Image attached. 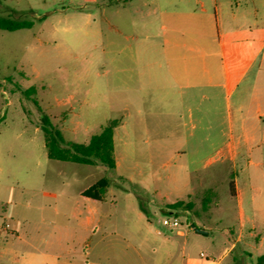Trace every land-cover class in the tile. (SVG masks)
Masks as SVG:
<instances>
[{"label": "rangeland", "instance_id": "1", "mask_svg": "<svg viewBox=\"0 0 264 264\" xmlns=\"http://www.w3.org/2000/svg\"><path fill=\"white\" fill-rule=\"evenodd\" d=\"M189 6L177 0H0V18L33 24L0 29V264H25L2 255L21 232L40 249L61 237L69 264H158L168 252L177 264L184 239L191 240L194 258L208 264L212 243L237 235L230 184L247 181L244 160L207 169L190 164L182 111L173 96H160L152 77L165 68L157 48L171 38L163 26ZM153 61L161 69L147 66ZM31 87L35 93L27 96ZM132 89L139 96H128ZM44 115L65 141L76 143L118 120L116 168L48 161ZM58 173L60 181L48 179ZM102 179L109 183L101 207L105 224L95 233L82 231L72 216L74 202ZM61 192L65 201L56 215L53 194ZM179 200L181 210L170 207ZM175 217L179 227L163 224ZM60 223L66 228L57 229Z\"/></svg>", "mask_w": 264, "mask_h": 264}, {"label": "crops", "instance_id": "2", "mask_svg": "<svg viewBox=\"0 0 264 264\" xmlns=\"http://www.w3.org/2000/svg\"><path fill=\"white\" fill-rule=\"evenodd\" d=\"M177 1L190 6L177 11L167 19L168 26H163L171 39L157 48L165 58V68L152 73L155 89L160 96H173L182 111L180 126L190 164L207 169L241 158L247 171L243 185L233 181L238 233L215 240L207 263L253 264L255 257L256 264H264V0ZM147 66L161 69L162 64L153 61ZM128 96H139L138 89H132L131 94L129 90ZM62 175H48V179L60 181ZM93 185L80 191L72 216L82 231L95 233L105 224V216L101 208L104 201L83 196ZM53 197L57 215L62 213L65 196L61 192ZM66 226L60 223L56 228ZM178 234L184 237L182 231ZM16 235L13 242L4 245L2 255L12 253L25 264H69L60 236L52 245L46 240L45 248L40 249L25 233ZM190 242L184 239L177 264H202L188 248ZM26 246L29 249L22 250ZM173 261L168 252L158 264Z\"/></svg>", "mask_w": 264, "mask_h": 264}, {"label": "trees", "instance_id": "3", "mask_svg": "<svg viewBox=\"0 0 264 264\" xmlns=\"http://www.w3.org/2000/svg\"><path fill=\"white\" fill-rule=\"evenodd\" d=\"M32 25L30 21L0 18V29L6 31L29 29ZM24 93L29 96L35 93V88L31 87ZM33 103L38 105V101L35 98L33 99ZM117 126L118 120H112L99 134L91 136L87 143L67 142L63 138L62 133L54 127L50 117L44 115L42 117V129L45 134L47 156L50 160L54 161L79 165H96L97 163H101L110 169H115L117 162L115 158L114 131ZM108 186V181L102 179L85 190L83 196L97 201H104V195ZM230 190L234 196V182H231ZM183 205H185L183 201H177L170 207L178 210ZM186 207V209H192V204H186Z\"/></svg>", "mask_w": 264, "mask_h": 264}, {"label": "built area", "instance_id": "4", "mask_svg": "<svg viewBox=\"0 0 264 264\" xmlns=\"http://www.w3.org/2000/svg\"><path fill=\"white\" fill-rule=\"evenodd\" d=\"M163 224L165 226H171V227H175V228H177L181 225L177 217H175L173 220L165 219L163 221Z\"/></svg>", "mask_w": 264, "mask_h": 264}, {"label": "water", "instance_id": "5", "mask_svg": "<svg viewBox=\"0 0 264 264\" xmlns=\"http://www.w3.org/2000/svg\"><path fill=\"white\" fill-rule=\"evenodd\" d=\"M193 227H194V225H193ZM195 230H196V232H198V233H200V234L206 235V232H204V231H201V230H199V229H195Z\"/></svg>", "mask_w": 264, "mask_h": 264}]
</instances>
